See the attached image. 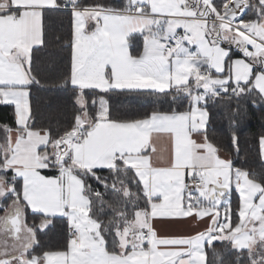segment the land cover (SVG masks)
Segmentation results:
<instances>
[{"label":"snow or ice","instance_id":"6c2138e0","mask_svg":"<svg viewBox=\"0 0 264 264\" xmlns=\"http://www.w3.org/2000/svg\"><path fill=\"white\" fill-rule=\"evenodd\" d=\"M54 11L71 21L53 84L70 114L55 126L31 103ZM120 94L145 111L114 112ZM249 103L264 105V0H0V105L14 117L0 124V264H264V173L233 158ZM209 105L231 129L227 156ZM258 147L264 168V135ZM57 220L62 244L47 248ZM165 220L208 223L160 236Z\"/></svg>","mask_w":264,"mask_h":264},{"label":"trees","instance_id":"16d2710c","mask_svg":"<svg viewBox=\"0 0 264 264\" xmlns=\"http://www.w3.org/2000/svg\"><path fill=\"white\" fill-rule=\"evenodd\" d=\"M44 31L45 46L35 53L33 64L35 72L43 82V87L39 91L33 90L31 103L38 121L55 126L57 122H63L70 114L69 93L53 87V84L66 71L69 63L70 48L65 47L71 33L69 16L64 12L48 13L44 19ZM109 99L114 112L135 114L145 111L142 97L120 94L111 96ZM184 103L186 105L187 101ZM209 110L211 112L209 135L227 149L222 153L227 156L231 151V129L220 107L209 105ZM13 122V109L10 106L0 105V124ZM235 131L239 135L240 144L239 157L233 154L236 165L255 170L257 173H264L258 147V139L264 135V105L253 107L249 103L247 114L240 119ZM236 201L237 197L234 195V207ZM64 227L62 221L55 222L47 235L41 238L45 247L55 249L62 244ZM209 259H212L211 252H209Z\"/></svg>","mask_w":264,"mask_h":264},{"label":"crops","instance_id":"0c3cea01","mask_svg":"<svg viewBox=\"0 0 264 264\" xmlns=\"http://www.w3.org/2000/svg\"><path fill=\"white\" fill-rule=\"evenodd\" d=\"M207 223V220L199 224L193 223L191 220L179 222L165 220L157 222L155 227L160 236H183L204 230L207 227Z\"/></svg>","mask_w":264,"mask_h":264}]
</instances>
